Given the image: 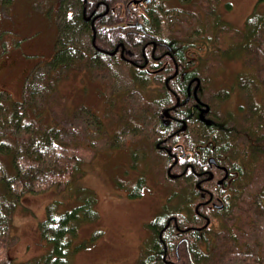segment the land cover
Segmentation results:
<instances>
[{
	"label": "rangeland",
	"instance_id": "rangeland-1",
	"mask_svg": "<svg viewBox=\"0 0 264 264\" xmlns=\"http://www.w3.org/2000/svg\"><path fill=\"white\" fill-rule=\"evenodd\" d=\"M8 1L3 2L6 6L0 14V56L4 54L0 57V72L19 63L17 59L26 64L27 69L23 72L16 70L15 73L8 71L5 75L10 78H0V89L9 92L11 99L17 101L22 99L24 80L21 79L26 77L35 63L49 60L54 53L57 39L54 19L56 6L65 12L71 6V0H63L65 6L60 5L62 1L59 0H32V3L23 0L16 16L10 12ZM161 1L164 5L163 18L168 20L161 23L162 38H153L157 43L167 36L177 40L188 37L193 41L196 37L193 31L204 26L207 34L209 23L215 18L241 28L251 13L264 10V2L260 4L258 0ZM73 4L75 6L72 10L79 5L76 2ZM131 29L134 30L133 27L109 30L104 35L99 29V40L95 43L114 53L118 49V40H114L113 34L121 36L125 30ZM105 35L109 36L106 41L103 39ZM65 37L61 36L62 42L69 46L71 52L68 67L51 71L49 77H46L49 80L39 94V97L43 94L46 96V103L52 102L49 107H44L51 112L46 113L42 102L38 101L35 106L42 108V115L37 118L35 106H32V115L34 125L41 124V128L42 123L54 127L60 125L61 141L74 147V153L81 158V165L79 171L66 180L67 183L50 185L21 197V202L12 214L14 237L8 245L7 254L17 264L43 255L48 245L39 235L38 222L46 216L47 205L54 203V210L61 212L83 202V195L88 191L86 194L90 193L95 198L94 208L98 217L94 221H82L75 225L76 233L71 234L70 242L78 248L69 254L68 264H140L143 258L141 264H144L154 239L149 221L164 211L170 213L175 206L176 210L185 209L184 204L188 201L185 198H189L185 193L190 181L195 182V179L190 173L176 178L168 175L167 167L171 161H166L163 151L168 144L159 135L155 101L152 99L155 96L154 90L159 88L158 84L153 83L152 79L146 83L148 76L145 78L139 69L127 62L119 63L105 53L93 58L95 52L99 51H95L91 44L90 28H82L79 33ZM203 45V42L192 44L189 54L196 56L197 51L204 53ZM127 48L132 52L125 55L131 60L140 54L138 47L128 45ZM162 50V47H157L156 55L161 54ZM208 56L211 60V56ZM166 58L162 61L168 62ZM225 63L222 70L212 76L215 89L232 81L239 68L236 62ZM53 80L55 88L50 89L51 86L48 89ZM159 96L157 93L155 97ZM202 97L205 105L212 110L203 115L205 119L220 117L223 109L236 110L241 101L237 95H233L220 103L218 109V103L213 102L208 89ZM199 126L201 123L195 118L188 122L187 132L190 136L196 134ZM66 151L68 155L74 154L70 148ZM4 168L6 174L11 173L7 159L4 160ZM253 169L257 172L259 166L255 165ZM179 170V167L174 166L171 172L178 173ZM140 178H143L140 194L133 196L130 192ZM240 197L245 196L242 194ZM246 198L245 207L250 203ZM211 214L208 213L212 228L207 232L215 234L213 242L216 244V252L209 254L206 259L209 258L212 264H222L223 260H219V257L225 256L221 253L226 247L225 237L232 218L226 219L222 214L211 218ZM95 231L100 233L92 236ZM232 231L236 233L234 227ZM180 254L181 261H185V252L181 250ZM200 258L196 261L204 260V257ZM157 263L162 264L159 261L152 264Z\"/></svg>",
	"mask_w": 264,
	"mask_h": 264
},
{
	"label": "trees",
	"instance_id": "trees-1",
	"mask_svg": "<svg viewBox=\"0 0 264 264\" xmlns=\"http://www.w3.org/2000/svg\"><path fill=\"white\" fill-rule=\"evenodd\" d=\"M76 1L71 0V7ZM160 1L151 0L148 4L145 3L146 7L137 11L141 15L145 12L147 14L140 17L141 21L143 19L146 24L157 23L159 29L161 16H163V7L158 5ZM263 2L264 0L257 1L260 4ZM73 10L65 9V12H62L57 7L55 12L57 39L54 53L49 60L37 64L35 69L29 71L24 79L23 98L17 101L12 100L9 92L0 89V182L2 186L0 190V264H17L7 254V248L14 237L12 214L21 202V197L27 193L43 190L50 185L67 183L66 180L75 175L74 173L79 171L78 167L81 165V158L74 153V147L61 141L60 125L54 127L42 123L41 128V124L34 125V115H32V106L34 107L38 101L42 102L43 109L52 104V102H45L47 98L44 94L39 97L42 87L49 80L46 77H49L51 71H60L69 63L71 52L68 49L69 46L62 42L61 36H71L76 30L82 28L79 24L80 14L77 18L78 11L76 8ZM212 11L214 12L213 9ZM193 34L196 35L195 39L192 38L193 41L188 37L184 40L169 36L163 39L172 47L173 59L165 56L168 62L159 73V88L154 90L155 93L153 91L155 96L157 93L160 94L159 97L152 98L155 101L160 127L159 135L164 137L180 126L173 119H165L164 115L162 117V110L174 104L179 97L180 105L171 109L170 113L188 122H192L195 118L201 123L193 136H190L187 129L178 130L174 135L177 138L173 141L178 139L186 150L185 159L178 160L179 172L183 169L185 160H203L210 154L220 163L226 164L229 171L223 185L216 186L213 180L205 182V187L212 190L214 195L222 196L223 206L211 210L205 207L202 212L207 214L212 212L211 218L218 214L225 215L226 219L232 218L230 229L225 237L226 247L221 253L225 256H220L219 260H223L222 264H264V10L260 13H251L241 28L215 18L210 21L207 34H205L204 26L194 30ZM113 35L114 40L120 38L118 34ZM96 40H99L98 34ZM196 42L204 43V53L197 51L196 56L190 55L189 48ZM98 54L103 53L95 52L93 58H97ZM117 54L118 52L107 56L117 59L119 63H125L124 59L117 57ZM208 55L211 56V60ZM228 61L236 62L239 68L232 81L224 87L215 89L212 76L221 71L227 64L225 62ZM175 66L178 68L177 73L166 83L165 75L172 73ZM55 86L53 80L48 89L50 87L54 89ZM206 89L213 102L217 101L218 109H220L219 104L225 102L228 97L237 95L241 99L237 110L223 109L224 112L216 119L203 118V115L211 110L205 105L202 97ZM41 109L37 108V118L42 115ZM44 110L46 113L51 112ZM169 120L170 123H168ZM68 148L74 154L68 155L66 151ZM163 151L166 161H172L168 153ZM178 151L180 152V149ZM5 159L10 164V174L5 173ZM255 165L259 166L257 172L253 169ZM187 173H190L189 169L182 175L185 177ZM142 183L143 178H140L134 184L131 195L140 194L139 189ZM187 192L185 196L189 195V198L187 196L185 198L188 200L184 204L185 209L176 210L175 206L170 213L164 211L149 221L151 229H155L153 233L156 240L159 235L157 226L160 228L168 217H174L180 226L204 224V220L197 212L202 208H195L197 200L200 199L198 195L201 190L191 180ZM86 193L83 195V202L61 212L54 210V203L47 205L46 216L38 222V230L40 237L47 243L48 249L43 255L19 264L69 263V254L78 248L70 242L71 234L76 233L75 225L82 221H94L98 217V212L94 208L95 198L92 194ZM242 194L244 198L240 197ZM206 197L205 193L204 199ZM246 197L250 202L247 207H245ZM225 227L228 228L226 224ZM233 227L236 233L232 231ZM205 228L204 232H196V238L199 242L204 241L208 246L212 244L213 248L209 254H214L216 244L212 237L215 234L207 232L212 225L208 223ZM165 232L162 237H165ZM95 233L92 236L100 232L95 231ZM185 234L188 238L195 236L192 230H188ZM156 246V244L152 245L155 248ZM208 256L210 255L200 254L198 257H204V260H198L196 264H212L208 261L209 258L206 259ZM157 261L161 262L157 254L155 256L149 254L146 255L144 264Z\"/></svg>",
	"mask_w": 264,
	"mask_h": 264
},
{
	"label": "flooded vegetation",
	"instance_id": "flooded-vegetation-1",
	"mask_svg": "<svg viewBox=\"0 0 264 264\" xmlns=\"http://www.w3.org/2000/svg\"><path fill=\"white\" fill-rule=\"evenodd\" d=\"M79 5H76V16L80 14L81 20L79 24L82 28H90L91 34V44L95 51H99L105 53L106 55L116 54L118 52L119 57L124 59L125 63L131 64L132 67L135 69H139L142 75L145 74L146 83L152 79L154 80L153 83L159 84V73L161 71H157L161 68H164L167 64L166 60L162 59L165 56L173 59L172 55V47L166 43L165 41L157 43L153 38L155 36H160L162 33V29L157 28V23H148L146 24L143 19L141 21L140 17L142 15L147 16L146 12L138 14L137 11L140 8H144L151 0H77ZM76 1V3H77ZM60 2V0H59ZM118 2V3H116ZM147 3V4H145ZM60 5H65L63 2H60ZM162 6V10L164 9L163 2L160 1L158 4ZM75 5H73L74 7ZM58 7V6H57ZM101 7V9H100ZM72 11V7L68 6L66 9ZM141 10V9H140ZM80 11V12H79ZM110 19V20H109ZM112 20V21H111ZM160 20V19H159ZM164 21L163 16H161V23ZM78 23V22H77ZM88 25V27H86ZM126 27L130 28L133 27L131 30H125L124 34H121L118 40V44L113 43L114 49L118 46L114 53H110V49L103 48L101 46L96 45L95 41L97 38V31L100 29L101 33L104 35L106 31L115 30V29H125ZM82 28H79L75 31V33H79ZM130 32V34H128ZM127 35H130V38H127ZM161 37V36H160ZM109 36H104L106 41ZM147 38V40H145ZM162 38V37H161ZM109 42V40H107ZM116 44V46H114ZM130 45L131 47H138L140 54L135 56L131 60L130 58L126 57L125 53H131L127 46ZM157 47H162V53L156 55L155 51ZM161 65V66H160ZM158 66V67H157ZM178 71L177 66H175L172 73H168L165 75L166 79L165 82L168 83V79L176 74ZM134 72H136L134 70ZM137 74V73H136ZM149 75H152L150 77ZM180 99L177 104H172L170 106L165 107L162 110V117H167V119H173L175 123H179L180 126L176 127L175 130L169 132L167 135L162 137L163 141H167L168 146L164 147L165 151L168 155L172 158L171 163L167 167L168 175L171 178L182 177L183 173L186 170H190V174L192 178L195 179V184L201 193L198 195L200 196L195 204V208H202L200 211L197 210L201 219L204 220V224H190L186 226L178 225L176 219H168L162 224L159 228V235L158 239H153V244H156V248L152 247L149 250L147 255L155 256L157 254L160 257L162 264H196V259L198 258L199 252L202 255L205 253L209 255V252L212 250L213 245L211 244L208 246L204 241L199 242L196 238V232H204L206 231V225L209 223V215L207 213H203L202 211L205 207L209 208L210 210L213 208H221L223 205L222 196L214 195L213 191L205 187L206 181H214L215 185H223L224 181L227 179L229 175L228 168L223 164L217 161L216 157L212 154L207 155L203 160H193V161H186L183 165V169L181 172L173 173L171 169L174 166L180 167L178 164L179 159H185L186 157V150L183 149L181 146V142L176 139L175 141L174 135L177 133L178 130H184L188 127V121L185 119H181L178 115H172L170 113L171 109L175 108L176 106L180 105ZM167 111V115L165 114ZM165 120V119H163ZM166 121V120H165ZM170 123V120L168 121ZM183 126V128H182ZM160 146V145H159ZM180 149V152L178 151ZM193 158V157H192ZM197 163V164H194ZM214 170L216 171L214 173ZM180 174V175H179ZM182 175V176H181ZM205 193L207 195L206 199ZM208 203V204H205ZM206 205V206H205ZM173 226V228H171ZM168 227V228H167ZM165 228L163 231L162 229ZM155 230V229H154ZM153 230V232H154ZM188 230H192L194 232L193 238H188L185 233ZM166 231L165 237L163 236V232ZM151 233V232H150ZM213 239V237H212ZM152 244V245H153ZM199 247V249H198ZM185 252L186 260L180 259V251ZM185 259V258H184ZM160 264V263H157Z\"/></svg>",
	"mask_w": 264,
	"mask_h": 264
},
{
	"label": "crops",
	"instance_id": "crops-1",
	"mask_svg": "<svg viewBox=\"0 0 264 264\" xmlns=\"http://www.w3.org/2000/svg\"><path fill=\"white\" fill-rule=\"evenodd\" d=\"M3 2H5V0H0V14H1V11L5 8V3H3ZM22 2H23V0H16V1H11L10 2V0L8 1V4H9V10H10V12L12 13V14H14L15 16H16V14H17V10H18V8H19V6L22 4ZM29 2H31L32 3V0H27V2L26 3H29ZM45 15V14H44ZM52 15H53V13H52ZM51 15V20H52V22H53V24H54V19H55V16H54V19H53V16ZM42 20H43V17L41 18ZM4 22L6 21V20H3ZM44 21L45 22H47L48 21V18L47 19H44ZM3 27V26H2ZM4 54H2L1 56H3ZM11 55V54H10ZM0 56V57H1ZM17 58V57H16ZM17 61H19V63H15V64H12L7 70H5V71H1L0 72V78L2 77V76H4L3 78H10V76H8V75H5L8 71H12V72H16V70L17 71H21V72H23V71H25V69H27V66H26V64H24L23 62H21L19 59H17ZM38 63H35V65L32 67V69H35L38 65H37ZM31 70V69H30ZM29 70V71H30ZM29 73V72H28ZM27 73V74H28ZM27 76V75H26ZM25 79V77L23 78V79H21V80H24ZM22 97H23V91H22Z\"/></svg>",
	"mask_w": 264,
	"mask_h": 264
},
{
	"label": "bare ground",
	"instance_id": "bare-ground-1",
	"mask_svg": "<svg viewBox=\"0 0 264 264\" xmlns=\"http://www.w3.org/2000/svg\"><path fill=\"white\" fill-rule=\"evenodd\" d=\"M116 3H118V2H116ZM110 20V19H109ZM112 21V20H111ZM158 67V66H157ZM48 93V92H47ZM256 98V97H255ZM252 102V101H251ZM256 102V101H255ZM196 103V102H195ZM222 109V108H221ZM237 110V109H236ZM198 120V119H197ZM212 140V139H211Z\"/></svg>",
	"mask_w": 264,
	"mask_h": 264
},
{
	"label": "water",
	"instance_id": "water-1",
	"mask_svg": "<svg viewBox=\"0 0 264 264\" xmlns=\"http://www.w3.org/2000/svg\"><path fill=\"white\" fill-rule=\"evenodd\" d=\"M178 103V101L176 102V104ZM165 114L167 115L168 113H167V111H165ZM182 128H183V126H182Z\"/></svg>",
	"mask_w": 264,
	"mask_h": 264
}]
</instances>
